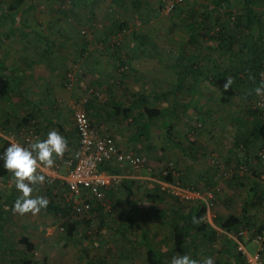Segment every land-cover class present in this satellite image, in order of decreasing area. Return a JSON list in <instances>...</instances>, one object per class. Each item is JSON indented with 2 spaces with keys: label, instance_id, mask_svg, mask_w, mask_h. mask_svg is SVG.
I'll use <instances>...</instances> for the list:
<instances>
[{
  "label": "rangeland",
  "instance_id": "rangeland-1",
  "mask_svg": "<svg viewBox=\"0 0 264 264\" xmlns=\"http://www.w3.org/2000/svg\"><path fill=\"white\" fill-rule=\"evenodd\" d=\"M12 1L0 0V3L8 5ZM22 1L19 6L21 14L17 16V20L20 21L21 26L24 25L36 31L40 38L53 39L57 42H73L75 39L80 41L84 39L87 45H91L92 41L97 43L104 41V44L101 42L102 47L98 43L99 45H96V49H91L92 52H95L94 57L108 53L109 50L105 51L103 47L107 43L109 46L110 42L115 45V47L110 49L111 52L116 49L117 55L124 56L126 59L133 55L125 47L127 43L130 42L129 46L133 43L132 40H134L135 36V33L130 31L129 25L126 24L124 26L125 30L123 29L122 32L109 30V25H114L115 22H125V19L131 22L130 19L134 14L131 8L128 9L123 6L126 4V0H104L105 15L103 18L94 17L93 14L91 15L87 12L90 0H63L64 2L62 0ZM142 1L144 2V0ZM148 1L149 6L153 5L154 10L148 14L147 7L140 8L141 12L136 18L137 22L142 19L149 21L147 23L148 27L145 28L147 30L145 33L143 27L142 30L138 31L146 35L145 37L151 41L149 44L151 48L144 46L142 52L144 55H151L153 52L156 55L155 57L166 58V78L163 81L165 83L163 86L164 96L157 98L156 102L159 101L157 107L166 105V109H168L173 103H176V106L172 110V114L169 113L166 120L161 118L155 121L154 128L150 131V138H148V149L143 151L146 163L136 170L151 169V172H149L151 177L155 180L163 181L164 169L168 168L172 171L175 183H181L179 187L198 192L206 200L199 198L184 199L170 194L167 189L165 192L160 188L159 191L165 192L166 197L164 195L165 198L157 200L156 203L153 202L154 206L150 204L143 205L134 219L135 222L130 224V228L121 229L123 232H120L117 228V232H115L113 229L104 227L106 218L110 217L107 214L105 215L104 212L92 214L91 210L87 214L79 209H74L75 213L69 217L71 223L76 225V233L72 238L67 237L65 234L64 218H56L53 212L48 213L46 210H42L39 214L33 216L38 217L40 215L41 218H39L43 221L41 225L44 229V234L47 230H50L49 235L52 237V242H46V246H48L46 251L52 253V255L49 256L47 264H146L142 235H146L152 246L161 248L163 244L160 243V240L170 234L169 218L164 220L156 218L154 215L155 208L171 213L178 207L189 210L194 208L197 205L196 203L203 205L205 207L203 219L216 231L215 237L201 248V251L206 252L203 260L211 258L213 263L218 262V264H231L232 255L230 251L233 243L228 241L233 239L229 236L230 234H226L216 226V220L224 219L229 215H239L243 210H247L255 223L251 227L253 230L264 224V208L254 207L248 203L250 201L248 189L252 183L251 172L243 165H239L237 159L230 152L235 140H243L247 136L246 130L250 126L249 121H246L247 119L245 118L244 103L239 99L240 92L248 89L241 86L238 96L228 104H223L219 99L220 94L209 83L208 79L212 71L222 72L225 70L227 74L232 73L238 60L239 48L243 44L242 39L244 38L240 34H235L236 40H234L230 48L227 44H219L218 41L213 39L220 26L215 24L217 15L211 11V0ZM170 3H174L175 7L168 12L166 9L165 12V5L167 7ZM258 12L264 21V5ZM200 20H202L203 28L195 33L193 41H191L189 36L192 31L189 24L196 26ZM220 24L227 28V32L233 33L232 19L226 18ZM67 28H73L74 30L67 33L59 31ZM31 33H22L18 28L13 27L9 18L0 14V52L9 43L25 40L40 41V38H36ZM128 37L131 39H128ZM183 41V52L186 55V59L198 63L201 73H198L195 77L181 74L180 78H182L185 86L177 88L175 68L170 67L173 63V57L180 51L179 45ZM153 45H155V48L152 49ZM227 46L228 48H226ZM136 53L139 56L141 55V52ZM101 59L106 60L107 58L103 56ZM157 59L160 60V58ZM148 60L153 61L156 59L146 58V61L150 62ZM215 61L218 67H215ZM73 65L77 66V62ZM148 65L149 63L145 64V67ZM71 67L72 65L69 68ZM74 69L76 70V68L72 70L75 71ZM114 70L115 72L111 80H109L110 86L102 91L104 95H102V99H99L101 109L106 115V126L113 122L117 123L116 119L120 117L111 111L113 102L131 97V92L125 93L126 91H124L122 94L121 88L116 83L121 81V78H119L120 68ZM67 74L61 80V84L63 92L70 93V100L65 105V108H58V112H61V116L66 117L67 121L71 120L74 126L71 109L73 101L76 97L82 96L88 91H100V81L95 75V81L92 79L93 76L90 79L76 80V76L72 71L70 72V79H72L70 81ZM68 83L71 84L70 89L67 88ZM250 83L252 87L249 88H252L255 96L258 95V98L253 97L254 100L256 102L264 101V92L257 94L255 91L257 88L264 87V72H262L261 80L258 83ZM97 86H99V89L96 88ZM93 101L94 103L97 102V97ZM34 115L35 113H33ZM121 120H123L124 124L129 123L127 122L129 121L128 118L124 119L121 117ZM134 120L137 121L138 119ZM164 123L166 125L170 123L174 140L176 139L179 143L178 147L173 145L172 138V141L171 139L168 140L169 142L164 139ZM41 126L39 118L35 117L27 130H22L20 133L16 132L15 134L11 133V135L15 140L20 141L22 138L28 144L33 143L35 141L33 137L38 136ZM51 131L54 130L51 129ZM141 144L140 147L144 146L143 143ZM251 144L249 156L253 159L257 154L255 150L260 148V144L254 140H252ZM259 155L262 161L261 169L264 171V150ZM259 186L264 192V177L259 181ZM60 193L61 199L54 197V202L56 201L57 204L62 203V205L68 204L70 207L71 205L73 206V199H70L69 193L66 190ZM134 193L135 197L143 199V192L140 188H136ZM81 199L85 203H93L87 194H84ZM101 204L98 203V205ZM105 212L110 213L109 209ZM99 216L101 219L98 218ZM45 218L51 219V222L47 223ZM40 220L36 222L37 226L36 224L33 225V229L25 230L39 247L44 240V234L40 235L37 231L39 230L38 224ZM100 223H102L103 227H99ZM115 227H118V224ZM242 245L249 253H254L257 249L250 242H243ZM39 250L37 249L36 251ZM34 257L38 262L43 259L41 254H35ZM260 259H264V248Z\"/></svg>",
  "mask_w": 264,
  "mask_h": 264
},
{
  "label": "crops",
  "instance_id": "crops-1",
  "mask_svg": "<svg viewBox=\"0 0 264 264\" xmlns=\"http://www.w3.org/2000/svg\"><path fill=\"white\" fill-rule=\"evenodd\" d=\"M134 1L126 0V4L123 5L133 10L134 15L130 19L131 22L125 19V22H115L114 25H109V30L114 32L117 30L118 24L124 26L128 24L130 31L135 33L134 40H132L133 43L129 46V42L125 46L126 49H129L133 53L127 59L124 56L121 57L120 55L114 54L116 50L112 52L109 50L106 54L104 53L103 55L94 57L95 52H92L91 49H96V45H99L98 43L102 47V43L92 41L91 45H87L84 39L81 41L75 39L73 42H57L53 39L40 38L39 35H36L35 37L40 38V41L25 40L9 43L4 46V49L0 52V65L7 69L5 74L8 76V82L5 85L6 87L3 86L4 89L0 90V128L4 132L3 137H0V154L8 147L6 143L9 146L11 145L10 141L19 143L24 147H30L31 144L37 141L47 139L51 129L58 131L68 142V147L65 150L67 154L64 153L62 157L56 158V162L60 164L59 176H64L66 171L62 162L65 159H69L78 147L73 122L71 120L67 121L66 117H62V113L58 112V108H65V105L70 100V93H64L62 90L61 80L65 78V74L67 73V76H70V72L72 71L76 76V80L83 78L90 79L92 76V79H94L97 76V79L100 81V89L98 88L99 86L96 87L100 91L96 89L97 92L95 91L94 94V97L97 96V102L94 103V98H90L92 102L87 111L91 124L97 128L100 134L112 137L119 150L143 156V151L148 149V138H150V131L154 128L153 125L156 120L148 121L146 117H142L141 123L148 124L149 126V136L145 138L144 131L139 126L141 120L139 116H141L143 107L159 109L163 110V112L166 111V105L157 107L159 101L156 102L157 98L164 96L163 86L165 83L163 81L166 78V58H161L160 56L155 57L156 55L153 52L151 55H144L142 52L144 46L151 48L149 46L151 41L145 37L146 35L138 31L144 28L145 33L147 31L145 28L148 27L147 23L149 21L142 19L140 22H137L136 18H138L141 12L139 10L140 8L147 7L148 14L154 9L153 5L149 6L148 0H144V2L138 0V3ZM87 12L91 15L93 14L94 17L103 18L105 15L104 0H90L88 2ZM13 27L18 28L22 33L34 31L21 25H13ZM73 30V28H67L60 29L59 31H65L67 33ZM22 36L24 35L22 34ZM128 39L131 38L128 37ZM107 44H105L106 48H108ZM153 48H155V45L152 46ZM136 52H141V55L139 56ZM103 56H106L107 59H101ZM120 58L124 59L129 67L130 73H127L120 82L118 81L116 83L121 84L122 94L124 91H126L125 93L131 92V97H126L127 99L122 98L123 100L121 101L113 102L111 111L116 114L115 106H120V111H125L128 108L129 102L137 104L130 108L132 110L130 114L123 117L124 119L128 118L129 121L127 122L129 123L124 124L123 120H121L122 115L116 114V116H120L116 119L118 122H113L106 126V115L101 109L99 99H102V95H104L102 91L110 86L109 80H111L115 72L114 69H116L114 68L116 65L115 59ZM146 58H150L151 60L155 58L156 60H148L150 62H147ZM157 58H160V60ZM76 62L77 66H74L73 64ZM148 63L149 65L145 67V64ZM70 65H72L71 68H69ZM73 68H76V70L74 69L75 71H73ZM69 69L71 70L69 71ZM13 81H17V83ZM76 92L78 93V90ZM89 92L87 93L89 94ZM80 97H76L73 103ZM125 100H128V102H125ZM62 102L64 103L61 104ZM33 113H35L34 119L35 117L39 118L42 124L38 136L33 137L35 141L28 144L22 138L20 141L15 140L11 133H20L22 130H25L26 127L21 128V121L28 114L33 115ZM134 119L138 120L136 121ZM163 120H166V116L164 115ZM141 143L144 146L140 147ZM105 167H110L117 171V173L112 174L106 168H101L104 174L114 177L115 181L113 182V179L110 180L106 187L105 202L107 206L102 208L101 205H98L95 208L100 209L99 214L104 212L105 215L110 216L105 221L104 227L106 229H113L115 232L118 229L120 232H123L122 230L130 228V224L135 222L134 219L139 214V209L143 205L150 204L154 206L153 200L146 198L145 192L150 191V194H155L156 188L154 186L158 185L162 190L161 186L163 185L161 184L166 182L158 181L151 177L149 173L151 169L140 171L126 165H105ZM43 172H47L46 169H43L41 174ZM136 188L142 190L143 199L135 197L134 192ZM19 195L20 193L15 188V177L9 172L4 178L0 179V206L2 205L4 210L7 211V216H2L3 221L1 223L3 228L0 229V264H21L20 259L25 254L23 247L19 243L22 237H27L36 247V250L40 249L36 253L41 254L43 259L46 258V263H48V258L52 255V253L46 251V248H48L46 242H52V237L49 235L50 230H47L44 234V229L41 225L43 221L40 220V215L35 217L30 213L20 215L13 212L12 206ZM32 195L43 196L48 199L49 203L54 201L55 197L48 194L46 187L41 184L34 186ZM108 209L110 213L105 212ZM45 210L47 211V208ZM45 219H47V223L51 222V219ZM38 220H40V225L38 224L39 230H37L38 234H44V240L40 244V247L33 241L31 235L25 232L29 228L33 229L34 224L37 226L36 222ZM114 223L115 225L118 224V227H115L113 225Z\"/></svg>",
  "mask_w": 264,
  "mask_h": 264
},
{
  "label": "trees",
  "instance_id": "trees-1",
  "mask_svg": "<svg viewBox=\"0 0 264 264\" xmlns=\"http://www.w3.org/2000/svg\"><path fill=\"white\" fill-rule=\"evenodd\" d=\"M63 1V0H62ZM138 0H135V3ZM22 0H13L8 5H4L0 3V14L6 18H9L13 25H21L20 21L17 20V16L21 14L19 12V6L22 4ZM64 2V1H63ZM62 2V3H63ZM211 11L217 15L215 19V24L219 25V30L216 32L214 40L218 41L219 44H227L229 48L233 44L234 40H236V35H241L242 38V47L239 48L238 51V60L236 62L235 68L232 73L227 74V71L223 70L222 72L212 71L208 77L209 83L217 90L220 94L219 99L223 104H228L231 100L236 98L239 93V88L243 86L247 91L240 92L239 99L243 101L246 113V121H249L250 126L246 130L247 136L243 139H237L233 143L231 153L234 155L235 159H237V163L239 165H243L251 172L252 183L250 188L248 189V196L250 201L248 203L254 207L264 208V192L259 186V181L264 177V171L261 169V157L260 153L264 150V109L254 100L255 92H253L251 83H258L261 80L262 72H264V21L261 19V16L258 10L263 7L264 0H211ZM175 7V6H174ZM232 19L233 22V33L227 32V28L220 23L224 21V19ZM24 26V25H23ZM189 27L192 33L189 36V40L193 41V36L198 30L203 28L202 20L195 26L190 25ZM124 29V25L118 24L117 30L122 32ZM31 34L35 36L38 35L36 31H31ZM236 34V35H235ZM230 35V36H228ZM228 36V37H227ZM102 42V41H101ZM104 44V41L102 42ZM50 44V43H49ZM228 46L226 48H228ZM112 47H115L113 43H110L108 48L103 47L105 51L110 50ZM180 51L177 53L175 57H173V63L171 64V68H175L176 74V86L180 88L181 86H185L182 82V78H180L181 74L191 75L195 77L198 73H201V68L197 65L196 62H191L186 59V55L183 52L184 50V41L179 45ZM116 50V49H113ZM112 50V51H113ZM117 54V50L115 51ZM116 65L114 68H120V76L119 78L123 79L127 73H129V67L123 58L115 59ZM215 67L216 61L214 62ZM7 69L0 65V90L6 87V83L8 82V76L5 74ZM120 79V80H121ZM245 79V81H244ZM16 82L17 81H13ZM230 82V83H229ZM227 85V87H226ZM118 87L121 88V84H118ZM189 89V88H188ZM95 91H91V93H86L82 95L79 99L86 97L87 99V111L92 102L90 98L94 97ZM258 98V95L255 96ZM128 102V100H125ZM255 102V103H254ZM137 104V103H136ZM131 102L128 103V108L125 111H120V106H115L116 114L122 115V117H126L131 113V107L135 106ZM122 106V105H121ZM176 103H173L166 111L159 109H151L147 107H143L141 111V116H139L140 123L139 126L142 131H144L145 138L149 136V126L148 124L141 123L142 117H146L148 121L157 120L163 118V115L167 116L172 114V110L175 108ZM34 121V116L28 114L21 121V128H27ZM1 131L2 128H0ZM196 129V126H195ZM194 129V131H195ZM141 131V132H142ZM77 137V136H76ZM165 140L173 139V145L175 147L179 146L178 141L174 140L172 134V127L170 123L166 125L164 123V135ZM171 139V141H172ZM252 140L259 142L260 148H256L255 152L257 153L252 159L249 155V147L252 145ZM78 141V139H77ZM169 142V141H168ZM9 146L8 143H6ZM77 149V148H76ZM5 151V150H4ZM4 151L0 154L3 155ZM254 152V151H253ZM242 167V166H241ZM109 170L110 173L116 174L117 171L110 167H101ZM110 168V169H109ZM9 171H7L3 167V160H0V179L4 178ZM162 179L164 182L168 184H175L174 176L172 175V171L168 168L164 169ZM178 186L181 184L177 183ZM183 185V183H182ZM47 193L51 196H55L56 198L61 199V193L63 190H66L65 187L58 182L52 185H46ZM155 194H150V191L145 192L146 198L149 200H153L156 202L157 200H161V198L166 197L165 192H160V188L158 185L154 186ZM165 195V197H164ZM177 199V198H175ZM95 204V205H94ZM197 205L194 208L189 210H185V208L174 209L171 213L166 210H161L159 208H155L154 215L156 218L160 220H164L169 218L170 220V234L167 237H164L160 240V243L163 244V247L156 248L151 245L150 240L142 235V239L144 241V260L146 264H171L173 256H184L187 255L191 260H195L197 264H204V257L206 252L201 251V248L210 240L215 237L216 231L212 228L204 219L205 215V207L196 203ZM92 214H99L100 209H96L95 206H98V203H92ZM206 206V205H205ZM7 211L4 210L3 206H0V229L3 228L2 216H7ZM47 212H53L56 218H64V230L67 237L72 238L75 235L76 225L71 223L70 216L75 213V211L68 205L58 203L55 201H51L47 206ZM101 219V217H98ZM216 226L220 228L226 234H230L232 236H236L238 231L248 230L251 231V227L253 224L252 217L249 215L247 210H243L239 215H229L221 220H216ZM99 227H103L102 223H100ZM115 228V227H114ZM255 232L261 234L264 231V224H261L257 229H254ZM239 243H249V241L243 239L242 237H235ZM228 242H232V250L230 254L232 255L231 264H246L245 257L241 250H239V245L237 242L229 239ZM20 245L23 247L25 254L20 259L21 264H47V259L44 258L42 261L38 262L34 257L36 252V247L29 241L27 237H22L19 241ZM263 261V262H262ZM261 263L264 264V259L261 260ZM218 264V262L213 263Z\"/></svg>",
  "mask_w": 264,
  "mask_h": 264
},
{
  "label": "built area",
  "instance_id": "built-area-1",
  "mask_svg": "<svg viewBox=\"0 0 264 264\" xmlns=\"http://www.w3.org/2000/svg\"><path fill=\"white\" fill-rule=\"evenodd\" d=\"M173 7L174 3H170L167 7L165 5V12L166 9L167 12L171 11ZM69 80H72L70 76ZM67 88H71L70 83H68ZM258 104L264 109V101H259ZM71 109L78 139V147L69 159H65L62 162L66 171L64 176H59L60 164L55 162L53 168L46 169L47 172L42 173L45 175V182L43 184L52 185L58 182L63 185L69 193L70 199H73V206L71 205V208L73 210L79 209L89 214L92 210V204L85 203L81 199L84 194H87L93 203H102L101 206L105 208L106 187L110 180L113 179V182L115 181L114 177L104 174L101 171L102 166L126 165L133 169H138L145 165L146 160L143 156L119 150L112 137L99 133L97 128L91 124L88 117L86 97L75 101ZM3 135L4 132L0 129V137H3ZM10 143L15 142L10 141ZM161 185H163L161 187L165 192L167 189L170 194L180 196L181 198H199L204 201L206 200L198 192H192L188 188H181L177 183H164ZM250 230L238 231L235 237H242L254 244L257 247L254 253H249L234 236H229L238 243L239 250L242 251L246 264H262L260 258L264 248V231L258 234L253 229Z\"/></svg>",
  "mask_w": 264,
  "mask_h": 264
},
{
  "label": "clouds",
  "instance_id": "clouds-1",
  "mask_svg": "<svg viewBox=\"0 0 264 264\" xmlns=\"http://www.w3.org/2000/svg\"><path fill=\"white\" fill-rule=\"evenodd\" d=\"M255 91L261 94L264 92V87ZM67 147L66 138L57 131H51L47 139L37 141L30 147L12 143L5 149L0 160H3V167L15 177V188L20 193L12 206L13 212L20 215L28 213L36 215L47 208L49 203L47 198L32 195L34 186L45 182V175L41 174V171L53 168L56 158L62 157ZM171 264H197V262L184 255L173 256ZM204 264H213V261L207 258Z\"/></svg>",
  "mask_w": 264,
  "mask_h": 264
}]
</instances>
